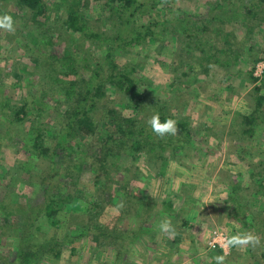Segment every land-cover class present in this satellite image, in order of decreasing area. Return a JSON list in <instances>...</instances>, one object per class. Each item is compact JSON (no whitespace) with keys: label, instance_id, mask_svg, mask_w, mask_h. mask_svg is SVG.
<instances>
[{"label":"rangeland","instance_id":"obj_1","mask_svg":"<svg viewBox=\"0 0 264 264\" xmlns=\"http://www.w3.org/2000/svg\"><path fill=\"white\" fill-rule=\"evenodd\" d=\"M219 1L222 0H160L159 9L163 8L160 20L169 17L171 10L178 13L179 17H186L183 14L185 12L192 16H215L211 6ZM252 1L243 0V3ZM46 2L52 8L49 14L57 15L52 17L65 18L63 6L57 8L55 5L58 0ZM106 2L88 0V4L83 5L81 12L89 21L88 27L102 31L110 29V24L102 23L105 16L109 15ZM1 6L3 13L16 15L13 17L14 32L0 30V85L3 86L0 87V104L7 103L6 98L9 97L12 98V105L16 104L20 108L23 97L31 109L23 117L24 133L20 131L28 145H14L0 154V199H7V192L12 193L14 199L18 196L15 209L18 214H11L7 220V223L12 224L8 227L10 232L9 229L5 230L6 233L0 229V245H4L6 255L21 241V231L13 230L14 224L23 223L25 216H30L32 226L28 238L32 242L46 245L55 241L63 242L66 238L68 242L70 238L75 239L62 249L52 246L53 251L45 255L41 264H127L126 261L128 264H214L212 258L223 254V251L220 247L213 249L211 242L221 233L227 235L246 230H252L261 237V246L255 249H230L225 264H264V109L257 110L259 97H264V73L259 74L258 69L259 63L264 62V24L259 27L253 22L257 27L252 35H249L248 29L253 24L242 26L241 23L227 22L220 25L230 35L233 50H240L236 54H246L228 68L217 65L208 67V61L201 54V58L194 61L195 72L188 77H182V70H187L180 67V57L173 59V40L167 42L159 54L157 51L160 47L147 45L131 48L117 57V63L121 66L126 63L142 65L139 75L149 79L147 89L151 90V97L155 96L159 103L167 98L172 100L170 94L177 88L180 97L170 101L171 104L168 102L165 107L169 113L187 118L195 130L192 143L180 147L174 155L166 151L161 160L151 161L139 154L133 158L125 144H113L110 153L105 155L101 140L121 135L112 120L108 119L104 108H99L95 113L94 119L98 125L93 133L87 136L84 128L77 127L71 135L73 137L64 146L54 147L50 137L60 134L58 122L62 118L58 114L65 111L58 108L56 102L63 98L56 94L52 97L48 93L43 108L37 111L40 102L36 97L24 94L25 90H29L27 87L21 93L12 75L17 68L21 80H37L38 75H32V66L23 58L26 49H34L28 31L37 33L39 24L29 21L32 11L17 7L16 0H0ZM46 18L41 21L51 28L53 36H49L55 38L50 52L59 56L66 44H55L58 38L68 40L71 36L81 34L73 35L63 27H54V21L51 24L47 22L48 25ZM147 20L143 18V22ZM201 27L205 28L204 22ZM208 34L212 36V31L201 32V44ZM218 42L213 52H217L218 47H225L224 43ZM251 44L254 49L249 51ZM9 48H12V52ZM226 56L230 58V55ZM175 68L180 69L175 71ZM175 76L181 78L175 79ZM195 77L200 78H197L196 85L192 81ZM174 81L178 83L172 87ZM43 90L38 92L42 94ZM109 96L111 104L120 101V96L114 91ZM143 105L154 113L152 102ZM119 110L126 118L136 117L139 122L145 118V115L132 109ZM255 111L257 121L251 125L245 118L252 116ZM247 129L253 131V139L244 132ZM2 130L1 127L0 132L4 134ZM42 135L47 138L44 139V147L56 148L53 161L44 157L40 159L28 150L35 142L40 143L38 137ZM94 153L99 156L93 157ZM101 160H106L109 168L113 166L110 173L111 188L108 189L104 188L105 182L99 181L97 175L96 169L101 168ZM104 176L102 172L101 177ZM13 177L21 181H14ZM120 186L126 187L124 191L127 196L122 208L118 207L120 201L118 205L117 200H112L113 203L109 201V194L118 198L119 192L115 190ZM47 187L49 189L45 192ZM54 195L63 199L70 197V200L66 201L56 217L49 218L44 209L45 201ZM105 197L106 202L103 200ZM169 203H172V208ZM93 205L94 208L90 210ZM3 214L0 208V226ZM163 217L172 220L176 230L174 236L161 234L155 228ZM89 226L115 231L116 247L97 246L94 238L96 231L93 229L89 233ZM128 229L131 232L123 239L125 234L122 230ZM138 230L143 233H133ZM122 241L125 242L124 247L118 243ZM119 248L122 249L121 253Z\"/></svg>","mask_w":264,"mask_h":264},{"label":"trees","instance_id":"obj_2","mask_svg":"<svg viewBox=\"0 0 264 264\" xmlns=\"http://www.w3.org/2000/svg\"><path fill=\"white\" fill-rule=\"evenodd\" d=\"M2 1L7 2V0ZM16 1L17 7L32 11L29 21H36L39 24L37 33L31 32V30L28 31L32 39L31 42L34 44V49H26L23 58L28 65L30 64L32 66V75L36 77L38 75L37 80H35L37 83L34 82L36 78L32 80H21L20 74H18L19 69L17 68L14 69L12 75L17 80L16 83L21 89V93L27 87L29 90H25L24 94L34 96L40 102L39 109L34 105L37 111L43 108V102L49 96L48 93H51L52 97L56 94L60 98H63L62 101L60 99L59 102H56L58 108H62L65 111L64 113L58 114L62 118L58 122L60 134L50 137L54 147L64 146L68 139L73 137L71 135L77 127L80 129L84 128L87 136L93 133L92 131L98 125V122L94 119L95 113L99 108H104L108 119L112 120V123L118 129V134L121 135V137L108 136L101 140L105 155L107 156L110 153V146L113 144L121 146L125 144L128 145V151L131 152L133 158L139 154L151 161L161 160L165 157L164 154L166 151L174 155L180 147H184L187 143H192L195 130L191 128L190 121L187 118H179L169 113L165 107L168 102L171 104L170 101L178 100L180 97L181 93L179 94L177 88L174 89L176 91L170 94V97L173 98L172 100L167 98L159 103L155 96L151 97V90L147 89L148 84H150L149 79L144 75H139V68L142 65L137 66L136 64L126 63L121 66L117 63V57L124 52L130 51L131 48L147 45L160 47L157 51V54H159L162 53L167 42L170 43L173 40L175 47V49L171 47L172 56H174L173 59H179L180 57V67L187 70L186 72L182 70V77H188L195 72L196 66L194 61L196 62L197 59L201 58V54L208 61V67L210 65H217L224 68L232 67L234 62L242 60V56L244 57L246 54L244 52L236 54L240 53V50H233V43L229 39L230 35L226 34L220 25L227 22H236L245 26L255 22L260 27L264 24V0H253L251 3H243V0H222L215 4L212 3L211 10L215 11L216 14L215 16L210 15L208 17H206L207 14L204 16L203 14H194L192 16L188 12L183 13L187 15L186 17H179L178 13L169 9L168 11L171 10L168 13L170 14L169 17L163 18V20L162 18L160 20V11L163 10V8L159 9L160 0H107L106 12L109 15H106L102 20L103 24H110V29L108 28L109 30L107 31L88 27L89 21L84 18L81 12V8L84 4H88V0H58L55 5L57 8L63 6L62 8L66 12L65 18L52 17L57 15L49 14L52 8L48 6L46 0ZM59 5L61 6L59 7ZM1 8L2 6L0 7V13H3L4 9ZM15 15L13 14V17ZM44 17L48 18H46V24H48L47 22L54 21V27L57 25L63 27L66 32L71 31L73 35L77 33L81 34L80 36H71L68 40L58 38L55 44L62 42L66 44L63 47V52L59 56L50 52V46L54 45L53 41H55V38L51 37L53 36L51 34V28H47L45 23L41 21ZM143 18H147V22H143ZM60 21L61 23H59ZM203 22L205 28L201 27ZM257 24L249 27V35L254 34ZM207 29L212 31V36L208 34L205 37L206 39L202 38L204 42L201 44L200 34L202 31H208ZM50 34L51 36H49ZM214 38L216 39L214 40ZM218 40L220 41L218 42ZM217 42L224 43L225 47H218L217 52H213ZM198 43L201 45H198ZM249 47V51L254 49L252 44ZM9 50L12 52V48H9ZM226 55H230V58ZM223 57L225 59L222 61ZM173 64L176 65L177 62H173ZM22 67H24V64H22ZM170 67L172 68V62ZM178 69L180 68H175V71ZM207 71L208 69H206ZM178 78L181 77L175 76V79ZM197 78H193L192 81H194V84L200 79ZM176 83L178 82L174 81L172 87ZM0 87L3 86L0 85ZM2 89L1 91L3 92ZM41 89H45L41 91L42 94L38 92ZM111 91H114L115 94L120 96V101H114V104H111V101L108 99ZM21 93L20 95H22ZM5 98L4 96L3 99ZM152 99H155V101ZM21 100L23 105L20 104V108L16 104L12 105V98L9 97L6 98L7 103L0 104V128L2 127V131H4V134L0 132V154L11 146L16 145L18 147L19 145L27 144L26 139H22L23 137L20 131L24 133L23 117H26L27 112H30L31 109L23 97ZM147 102L153 103L152 107H155L154 113L159 112L162 120L173 118L178 121V134L176 136L160 138L151 131L147 125V120L152 115L151 108L143 105ZM119 109H132L145 115V118H141V122L136 117L126 118ZM262 109H264V97L260 96L257 110ZM142 110L144 111L142 112ZM256 113L255 111L252 116L246 117L245 120L252 125L257 121ZM26 130H29V128H26ZM244 132L253 139L254 134L251 129H247ZM44 136H39L38 141L40 143L35 142L31 149L28 148V150L33 152L32 155L40 159L44 157L53 161L56 158V148L44 147V139H47ZM86 155L91 157L90 154L86 153ZM94 156L97 157L99 155L94 153ZM99 166L101 168L96 169L98 170L97 175L100 177L99 181L105 182V189L111 188L110 173L113 166L109 168L106 160H101ZM101 171L105 175L104 178L101 177ZM18 177H13V180L15 181L17 179V181H21ZM125 188L124 186H120V188L115 190L119 192L117 193L118 198L117 196L113 198L109 194V201L113 203L112 200H117L116 205H118V201L124 202L127 198L124 191ZM48 189V187L45 188V192ZM120 191L124 194H121ZM7 193L5 196L7 199H0V208L4 211L0 229H3L4 232L6 229H9V225L12 226V224L7 223V220H9L8 216L15 213L16 205H18V196L14 199L12 193ZM67 200H70V197H65L64 199L58 195L49 197L45 201L44 208L47 216L49 218L56 217L67 203ZM103 200L106 202V197ZM169 207L172 208V203H169ZM21 213L23 214V212ZM15 214H18V212ZM25 217H23L25 218L23 223L17 222L13 226V230L17 231L19 229L21 231L19 245L11 249L9 255H6L7 252L4 249V245H0V248H3V250H0V264H41L45 255L53 251L52 246L62 249L64 246H67L66 244L75 240L70 238L68 242V238H66L63 242L55 241L46 245L45 243L39 244L32 242L28 238L29 229L32 226L30 216ZM19 221L21 220L19 219ZM93 229L96 231L94 238L97 241V246L100 245L99 247H103L110 245L116 247L117 237L115 236V231H111L105 227L99 228L98 226H89L87 230L91 233ZM8 231L10 232V229ZM122 232H124L123 235L125 234L122 236L123 239H126L131 231L128 229L122 230ZM139 232L143 233L142 230L133 233L137 234ZM118 243L121 247L125 246L124 241ZM119 252L121 253L122 249L119 248ZM59 253L60 250L56 256ZM118 255L122 258L121 254ZM126 263L128 264L129 262L126 261Z\"/></svg>","mask_w":264,"mask_h":264},{"label":"clouds","instance_id":"obj_3","mask_svg":"<svg viewBox=\"0 0 264 264\" xmlns=\"http://www.w3.org/2000/svg\"><path fill=\"white\" fill-rule=\"evenodd\" d=\"M0 30L12 33L15 31V20L9 13H0ZM147 125L151 131L158 137L176 136L178 134V121L173 118L162 120L159 112L153 113L147 120ZM118 207H123L121 202ZM155 228L161 233L168 236L176 234L172 220L167 217L155 225ZM219 245L223 254L213 257L214 264H225L228 252L230 249H255L261 246V237L255 234L252 230L236 231L231 234L221 233L218 237Z\"/></svg>","mask_w":264,"mask_h":264},{"label":"built area","instance_id":"obj_4","mask_svg":"<svg viewBox=\"0 0 264 264\" xmlns=\"http://www.w3.org/2000/svg\"><path fill=\"white\" fill-rule=\"evenodd\" d=\"M258 69H259V74L264 73V62L259 63ZM218 237H219V235L210 244V246L213 249H216L217 247H220L219 241H218Z\"/></svg>","mask_w":264,"mask_h":264}]
</instances>
